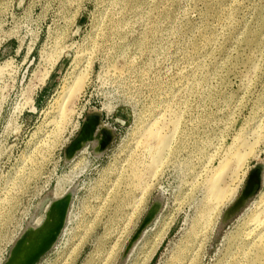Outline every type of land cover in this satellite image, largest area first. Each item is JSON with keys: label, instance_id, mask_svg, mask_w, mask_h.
Returning a JSON list of instances; mask_svg holds the SVG:
<instances>
[{"label": "rangeland", "instance_id": "374dc122", "mask_svg": "<svg viewBox=\"0 0 264 264\" xmlns=\"http://www.w3.org/2000/svg\"><path fill=\"white\" fill-rule=\"evenodd\" d=\"M69 194L36 264H264V0H0V264Z\"/></svg>", "mask_w": 264, "mask_h": 264}, {"label": "bare ground", "instance_id": "6f19581e", "mask_svg": "<svg viewBox=\"0 0 264 264\" xmlns=\"http://www.w3.org/2000/svg\"><path fill=\"white\" fill-rule=\"evenodd\" d=\"M76 87H77V89H79V86H76ZM74 89H75V87L73 88L71 86V88H69L67 93L69 94L70 92L73 91V94H74ZM62 109H64V108H62ZM61 113L65 114V110H62ZM77 127H79V126H77ZM163 130H162V132H163ZM162 132L161 131H156L155 133L151 132L152 136L155 138L154 141H156V144L160 150H163L166 147H168L169 142L171 141L170 135H169L170 131H169V134H167L168 132H165V134H164V132L163 133ZM140 139L136 142V146H137L136 149H138V147H143L142 149H144L146 147V153L147 154L145 153V150H144V153H142V154H144L145 156L146 155L150 156V154L152 153V151H151L152 143H150V141H148V142H146V144L144 146H142V144H144V143ZM85 143L86 142H84L83 145L79 149H81V150L85 149L84 148ZM253 149L254 148L252 147L250 149V151H246V152H241L240 150H242V149L237 150L234 154H232L231 156H228L226 158V160L223 162V165L218 169V173L215 175V181H213L212 189H213V197L219 203L224 202V200L227 199L230 194H232V188L230 186H228V188H226L220 184V181H221L220 177L224 174V172L229 167H231V165H234V171H237L238 169H240V167L242 165H244V163L248 160L249 156L255 154ZM160 159H161V157L157 156V153H156V155L153 156V163L144 165L145 170L147 172H149L152 170L151 168L153 166H156V168H157V165H159L158 162H160ZM130 161H131L130 164H131L132 168H135L134 169L135 173L132 176H129V178H131V180H132V183H131L132 186H135L136 183L138 182V180L141 181L142 173L137 171L138 167L136 166V164L138 161L137 160L136 161L130 160ZM232 163H234V164H232ZM133 165H134V167H133ZM148 176H150V175H148ZM69 177H70V179H72L73 175H70ZM70 179H68V180H70ZM59 186H60L61 192L65 191L66 186H64V187L62 185H59ZM257 189H258V185L256 184L254 192ZM233 190H235V189H233ZM58 192H59V190H58ZM70 196H71V194H69L67 196L68 197L67 200L65 199V200H62V202L55 204L56 202H59V200L61 201V199L57 198L58 200L57 201L55 200L52 203L51 210L48 213L46 220L41 224L38 223L36 225L29 226L30 228H29L28 234L21 236V238L17 241L15 248L13 249V251L10 255L9 262H7L6 264H35L37 258L34 259L33 257L34 256L36 257L39 254L41 256L45 251H48L55 244V242H56L55 241V235H53V234L57 232L58 228H59V231L62 230L63 224L65 223L66 216H67V210H68V206H69ZM4 200H7V198H5ZM263 210H264V208H263ZM153 214L154 213L152 212L149 215V217H147V222H149V220L152 219ZM139 233L140 232H138V234ZM42 246H44V248H41ZM41 249H43V250H41ZM40 251L42 252V254Z\"/></svg>", "mask_w": 264, "mask_h": 264}, {"label": "water", "instance_id": "95a60500", "mask_svg": "<svg viewBox=\"0 0 264 264\" xmlns=\"http://www.w3.org/2000/svg\"><path fill=\"white\" fill-rule=\"evenodd\" d=\"M99 122H100V119L98 116H90L89 118H87V120L85 121L84 125H83V128L81 130V132L79 133L78 137L73 141V143L71 144L70 148H69V155L72 156L74 155L77 150H79V148L83 145L84 142H89L91 140H93L95 138V132L99 126ZM261 172H262V166H258L256 168V170L253 172L252 176H251V179L249 180L242 196L239 198V200L236 202V204L230 208L227 213H226V216H225V219L228 218L230 216V214L232 212H234L236 209H238L242 204L243 202L250 196L252 195L254 192V189H255V185L257 184L258 185V188L261 184ZM61 199V198H60ZM63 200L65 199V197L62 198ZM58 200V199H57ZM56 200V201H57ZM55 201V200H54ZM62 202V200L59 202H56L55 204H58ZM147 222V218L144 220L142 226L140 227V229L138 230V232L142 231L145 227V224ZM63 228V227H62ZM29 232V230H28ZM27 232V234H28ZM61 230L59 231V228L57 229V232L54 233L53 235H55V241H57V238L60 234ZM17 243V242H16ZM16 245V244H15ZM53 247V246H52ZM51 247V248H52ZM15 248V246H14ZM13 248V249H14ZM41 248H44V246H42ZM50 248V249H51ZM43 250V249H41ZM13 251V250H12ZM41 252V251H40ZM47 251H45L43 254L41 252V256L40 254L37 255L36 257L34 256L33 258L36 259V262L35 264L38 262V260L46 253ZM40 256V257H39ZM9 259L10 257L8 258V260L5 262V264L7 262H9ZM33 259V260H34Z\"/></svg>", "mask_w": 264, "mask_h": 264}, {"label": "flooded vegetation", "instance_id": "af4514ba", "mask_svg": "<svg viewBox=\"0 0 264 264\" xmlns=\"http://www.w3.org/2000/svg\"><path fill=\"white\" fill-rule=\"evenodd\" d=\"M96 136V138H97V135H95ZM102 142V143H101ZM106 143H107V140L106 139H101L100 140V142H99V144L96 146V148H97V152H99V151H103L104 149H105V147H106ZM86 147H87V150L89 151V149H90V145L88 144V142L86 143V145H85ZM87 151V152H88Z\"/></svg>", "mask_w": 264, "mask_h": 264}]
</instances>
